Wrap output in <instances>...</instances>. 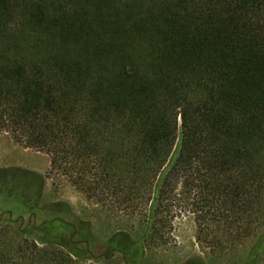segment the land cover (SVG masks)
<instances>
[{
	"label": "trees",
	"instance_id": "16d2710c",
	"mask_svg": "<svg viewBox=\"0 0 264 264\" xmlns=\"http://www.w3.org/2000/svg\"><path fill=\"white\" fill-rule=\"evenodd\" d=\"M0 134L135 219L138 235L118 228L103 255L141 264L184 219L213 253L253 237L244 264H258L264 0H0ZM44 185L0 167V264L93 258L90 222L41 203Z\"/></svg>",
	"mask_w": 264,
	"mask_h": 264
},
{
	"label": "rangeland",
	"instance_id": "374dc122",
	"mask_svg": "<svg viewBox=\"0 0 264 264\" xmlns=\"http://www.w3.org/2000/svg\"><path fill=\"white\" fill-rule=\"evenodd\" d=\"M7 166L25 168L43 175L45 185L41 203L65 202L78 219L90 222V231L94 240L91 248L93 258L75 260L77 264H125L122 256L117 252L108 256L103 255L102 245L118 228H124L132 237H136L139 227L134 218L122 220L120 223L117 218L110 216L99 205L78 192L65 176L55 171L50 172L49 156L46 153L25 147L0 134V167ZM181 221L182 223L177 225ZM30 240L41 246L35 240V236L32 235ZM253 240V237H248L236 246L225 249L223 253L219 252V254L218 251L213 253L208 245L196 241L195 226L191 220L178 219L171 238L144 244V259L141 264H183L188 259H200L204 264H244ZM258 264H264V257Z\"/></svg>",
	"mask_w": 264,
	"mask_h": 264
},
{
	"label": "flooded vegetation",
	"instance_id": "af4514ba",
	"mask_svg": "<svg viewBox=\"0 0 264 264\" xmlns=\"http://www.w3.org/2000/svg\"><path fill=\"white\" fill-rule=\"evenodd\" d=\"M42 196H43V193H42ZM41 199H42V197H41ZM50 202H56V201H50Z\"/></svg>",
	"mask_w": 264,
	"mask_h": 264
}]
</instances>
